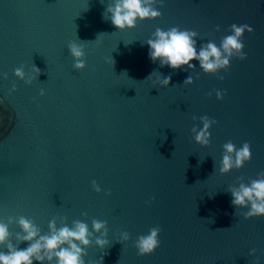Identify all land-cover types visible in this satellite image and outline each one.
Listing matches in <instances>:
<instances>
[{
  "label": "water",
  "instance_id": "1",
  "mask_svg": "<svg viewBox=\"0 0 264 264\" xmlns=\"http://www.w3.org/2000/svg\"><path fill=\"white\" fill-rule=\"evenodd\" d=\"M111 2L0 0V222L9 242L27 246L21 216L44 234L52 220L91 228L99 219L111 244L101 249L93 237L88 264H264V217L245 219L230 192L264 176V0H165L161 17L125 30L105 18ZM233 23L253 32L247 59L233 57L226 71L205 73L195 60L173 69L148 55L157 27L195 30L199 47L219 45ZM72 41L84 46L82 70ZM202 116L216 121L208 146L195 140ZM229 141L250 143L252 159L221 173ZM155 226L160 247L139 255L135 240Z\"/></svg>",
  "mask_w": 264,
  "mask_h": 264
},
{
  "label": "clouds",
  "instance_id": "2",
  "mask_svg": "<svg viewBox=\"0 0 264 264\" xmlns=\"http://www.w3.org/2000/svg\"><path fill=\"white\" fill-rule=\"evenodd\" d=\"M162 4L163 0H112L107 6L105 18L120 30L134 28L138 20L156 19L162 16L156 6ZM245 31L253 32L248 24L233 23L230 26V34L225 35L219 45L209 40L197 47L199 33L195 30L171 27L168 30L157 27L152 37L147 39L149 47L148 55L152 61H159L161 65H167L173 69L187 66L195 68L197 65L192 61H198L199 67L208 74H218L226 71L231 66L233 57L241 60L247 59L245 52ZM69 51L74 58V68L84 69L87 64L85 60L84 46L76 41L68 45ZM7 78L6 74H3ZM14 75L25 83H31L29 77L22 67L14 69ZM223 79V77H220ZM159 83L166 86L170 82L169 77L157 78ZM186 83H194L189 76ZM12 91H16L13 83ZM44 90L40 91L43 96ZM217 99H223L224 92L216 90ZM202 127L194 129L195 140L202 146H208L211 142L212 125L215 120L208 116L200 117ZM223 155L220 160L219 171L229 173L233 168H242L244 164L252 159L251 144L244 142L237 147L229 141L223 145ZM93 188L100 192L99 184L93 181ZM232 204L238 208L247 209L243 212L245 219L251 217H264V176H259L247 183H240L230 189ZM22 231L17 234L18 240L26 242L24 248L17 247L9 242L11 235L6 223L0 222V246L7 245L8 251H0V264H88L85 260L86 249L92 245L93 237L95 244L105 249L111 244L108 238L107 222L94 219L91 224L85 221H73L71 225L65 223L57 226L56 221L49 222V231L41 233L39 227L28 217L21 216L18 221ZM98 233V235H97ZM159 226L152 227L146 234L138 236L135 247L139 255H150L160 247ZM123 239L129 240L130 234L122 232ZM103 257L100 260L102 264Z\"/></svg>",
  "mask_w": 264,
  "mask_h": 264
},
{
  "label": "snow or ice",
  "instance_id": "3",
  "mask_svg": "<svg viewBox=\"0 0 264 264\" xmlns=\"http://www.w3.org/2000/svg\"><path fill=\"white\" fill-rule=\"evenodd\" d=\"M165 2V0H163V3Z\"/></svg>",
  "mask_w": 264,
  "mask_h": 264
}]
</instances>
